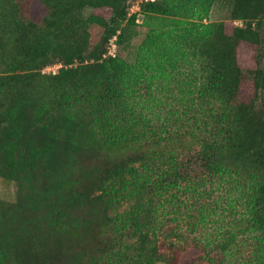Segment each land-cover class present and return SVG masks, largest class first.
Masks as SVG:
<instances>
[{
    "label": "trees",
    "instance_id": "trees-1",
    "mask_svg": "<svg viewBox=\"0 0 264 264\" xmlns=\"http://www.w3.org/2000/svg\"><path fill=\"white\" fill-rule=\"evenodd\" d=\"M215 2L0 0V264H264V0Z\"/></svg>",
    "mask_w": 264,
    "mask_h": 264
},
{
    "label": "rangeland",
    "instance_id": "rangeland-1",
    "mask_svg": "<svg viewBox=\"0 0 264 264\" xmlns=\"http://www.w3.org/2000/svg\"><path fill=\"white\" fill-rule=\"evenodd\" d=\"M130 2H131V7L133 6V4L136 3V6L133 9L134 11H131V12L132 13L137 12V5L138 3L141 2V0H130ZM231 5H232V0H216L208 21L209 22H219V21H224V20L229 19ZM89 12L90 11H87V14ZM146 33H147V28L143 24V16L140 15L137 26L135 27V30H133V38L130 41H128L122 48H117V46H114L112 47L111 50L115 54L119 53L127 61L134 63L136 56H137L138 48L140 44L142 43L143 39L145 38ZM60 67H61L60 64H53L45 68V72H57ZM175 110H176V114L180 115L181 113H183L185 108H183V106L176 105ZM148 114H151V113L148 112ZM162 116H165L164 112H162ZM176 120L177 119H171V122H175ZM17 190H18V186L15 181L7 180L3 177H0V199L4 201H8V202H14L17 197ZM181 192H184V194H181V197L183 198L193 196L190 192H188L185 186L182 187ZM224 197L225 196H223V198L218 199L219 205L221 207H219L220 209L218 210V212L220 215H218L217 218H220V219L224 217L226 218L225 220L222 219L221 223L216 224L217 227L220 225L223 227H231L233 224V221H228L229 219L234 218L232 214L229 216L226 214H221L222 206H225L227 204V199L224 200ZM184 216H186L185 218L187 220L189 219L190 221H192L191 218L187 217L186 213H184ZM212 227H210L212 228L210 232L214 229V226ZM243 240H245V242ZM238 241H239L240 249L242 253L244 254V256L246 257V259L248 260L253 259L254 258L252 256L253 251L255 250V247H257V244H258L257 234L249 233V234H246L245 237L239 235ZM156 264H165V263L159 262Z\"/></svg>",
    "mask_w": 264,
    "mask_h": 264
},
{
    "label": "built area",
    "instance_id": "built-area-1",
    "mask_svg": "<svg viewBox=\"0 0 264 264\" xmlns=\"http://www.w3.org/2000/svg\"><path fill=\"white\" fill-rule=\"evenodd\" d=\"M142 1H143V0H141V2H142ZM146 1H148V0H146ZM151 1H155V0H151ZM141 2H140V3H141ZM140 3H138V5H137V11L140 10ZM135 6H136V3L133 4V6L131 7V10H132V11H134L133 9H134ZM114 46H115V45L113 44L112 47H114ZM114 54H115V53H114L112 50H111L110 53H109V55H114Z\"/></svg>",
    "mask_w": 264,
    "mask_h": 264
}]
</instances>
